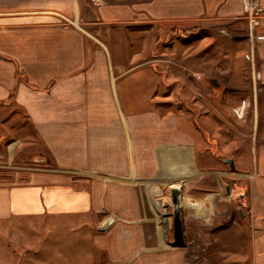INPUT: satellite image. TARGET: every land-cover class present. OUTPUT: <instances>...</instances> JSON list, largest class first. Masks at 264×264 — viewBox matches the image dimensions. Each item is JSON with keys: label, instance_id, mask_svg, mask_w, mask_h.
Here are the masks:
<instances>
[{"label": "crops", "instance_id": "obj_1", "mask_svg": "<svg viewBox=\"0 0 264 264\" xmlns=\"http://www.w3.org/2000/svg\"><path fill=\"white\" fill-rule=\"evenodd\" d=\"M6 1L0 0L2 154L9 160L41 153L52 165L28 167L36 176L29 183H0V264H188L186 246L170 243L181 232L151 230L145 210L146 198L157 205L156 177L178 162L173 114L146 107L145 84L143 96L129 97L127 73L114 72L97 40H89L96 48L87 53L84 29L55 16L73 9V1ZM255 2L261 10L252 64L264 83V0ZM101 14L180 23L246 17L244 0H143ZM54 175L66 179L50 181Z\"/></svg>", "mask_w": 264, "mask_h": 264}, {"label": "rangeland", "instance_id": "obj_2", "mask_svg": "<svg viewBox=\"0 0 264 264\" xmlns=\"http://www.w3.org/2000/svg\"><path fill=\"white\" fill-rule=\"evenodd\" d=\"M71 1L74 12L68 6L55 16L84 29L87 53L96 48L89 40H97L99 54L111 57L114 72L127 73L129 97L143 96L145 84L146 107H160V114H173L176 119L179 135L174 138L177 155L173 156L178 162L163 167L156 177L157 205L146 198L149 221V213L159 212L163 219L158 228L163 234L181 232L170 243L186 246L188 264H251L264 259L260 250L264 247V83L252 64L256 26L249 31L247 12L243 21L230 23H180L149 16L126 21L108 19L101 11L112 4L143 0ZM210 78L218 86L210 84ZM9 131H5L8 136ZM19 142L26 150V143L21 138ZM6 145L0 141V165H8L0 166V183H29L36 176L28 167L52 165L41 153L29 157L14 153L8 160L2 154ZM222 157H231L234 168ZM168 169L172 172L166 173ZM49 177L50 181L66 179ZM188 202H197L201 208L190 209ZM147 223L152 230L153 224Z\"/></svg>", "mask_w": 264, "mask_h": 264}, {"label": "built area", "instance_id": "obj_3", "mask_svg": "<svg viewBox=\"0 0 264 264\" xmlns=\"http://www.w3.org/2000/svg\"><path fill=\"white\" fill-rule=\"evenodd\" d=\"M244 8L245 12H247L248 17V29L251 31L253 27H255L258 23V14L259 10H261L256 4L255 0H244ZM247 58H250L248 54H246ZM255 75L258 76V72H255Z\"/></svg>", "mask_w": 264, "mask_h": 264}, {"label": "water", "instance_id": "obj_4", "mask_svg": "<svg viewBox=\"0 0 264 264\" xmlns=\"http://www.w3.org/2000/svg\"><path fill=\"white\" fill-rule=\"evenodd\" d=\"M209 82H210V84H212L213 86H218V82H217V80L215 79V78H210L209 79ZM223 158V160L228 164V166H229V168L230 169H233L234 168V160L231 158V157H222ZM37 159H40V158H38L37 157ZM42 159V158H41ZM40 159V160H41ZM226 191H228V186H226ZM171 192H173V194L174 195H176V189H171ZM175 192V193H174ZM173 195V196H174ZM188 205L190 206H192V205H196V202H194L193 204H191V203H188Z\"/></svg>", "mask_w": 264, "mask_h": 264}, {"label": "bare ground", "instance_id": "obj_5", "mask_svg": "<svg viewBox=\"0 0 264 264\" xmlns=\"http://www.w3.org/2000/svg\"><path fill=\"white\" fill-rule=\"evenodd\" d=\"M242 108V107H241ZM240 108V109H241ZM240 115H242V112H239L238 113V116H240ZM182 199V198H181ZM185 201H186V198H185ZM180 204V202H178L177 203V205H179ZM207 204V203H206ZM201 208V205L198 203V208ZM146 210V209H145ZM207 210V209H206ZM196 211H198V210H196ZM147 212V211H146ZM199 212V211H198ZM148 214V213H147ZM149 217H150V222L153 224V226L154 227H156V228H158V226H159V223H160V221L162 222V219H163V217H161V213H159V212H155V213H153V214H150L149 213Z\"/></svg>", "mask_w": 264, "mask_h": 264}]
</instances>
